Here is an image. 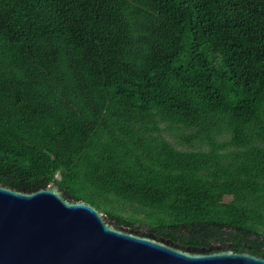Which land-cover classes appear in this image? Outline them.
Here are the masks:
<instances>
[{
  "label": "trees",
  "instance_id": "trees-1",
  "mask_svg": "<svg viewBox=\"0 0 264 264\" xmlns=\"http://www.w3.org/2000/svg\"><path fill=\"white\" fill-rule=\"evenodd\" d=\"M52 183L264 255V0H0V184Z\"/></svg>",
  "mask_w": 264,
  "mask_h": 264
},
{
  "label": "water",
  "instance_id": "water-1",
  "mask_svg": "<svg viewBox=\"0 0 264 264\" xmlns=\"http://www.w3.org/2000/svg\"><path fill=\"white\" fill-rule=\"evenodd\" d=\"M0 264H264V255L184 248L116 226L57 183L31 192L0 184Z\"/></svg>",
  "mask_w": 264,
  "mask_h": 264
}]
</instances>
